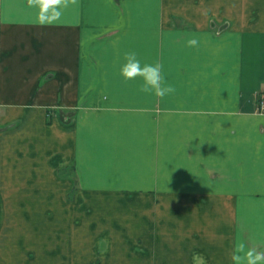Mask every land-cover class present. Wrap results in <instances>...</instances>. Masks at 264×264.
<instances>
[{
  "label": "crops",
  "instance_id": "0c3cea01",
  "mask_svg": "<svg viewBox=\"0 0 264 264\" xmlns=\"http://www.w3.org/2000/svg\"><path fill=\"white\" fill-rule=\"evenodd\" d=\"M37 11L0 0V264L264 251V0H69L43 25ZM130 49L175 90L126 80Z\"/></svg>",
  "mask_w": 264,
  "mask_h": 264
},
{
  "label": "clouds",
  "instance_id": "9594fccd",
  "mask_svg": "<svg viewBox=\"0 0 264 264\" xmlns=\"http://www.w3.org/2000/svg\"><path fill=\"white\" fill-rule=\"evenodd\" d=\"M28 3L30 7L38 9L35 19L43 25L59 22L64 15L63 10L68 7L69 0H28ZM188 43L195 45L198 41L193 38ZM120 74L126 80L142 78V90L155 92L160 97L175 90L174 85L167 82L162 64L158 61H145L134 49L124 52ZM261 242H264V239ZM232 261L233 264H264V251L250 247L246 241L238 239L234 246ZM193 264H205L204 257L194 253Z\"/></svg>",
  "mask_w": 264,
  "mask_h": 264
},
{
  "label": "built area",
  "instance_id": "2783aa9c",
  "mask_svg": "<svg viewBox=\"0 0 264 264\" xmlns=\"http://www.w3.org/2000/svg\"><path fill=\"white\" fill-rule=\"evenodd\" d=\"M260 110L264 112V99L261 102Z\"/></svg>",
  "mask_w": 264,
  "mask_h": 264
}]
</instances>
